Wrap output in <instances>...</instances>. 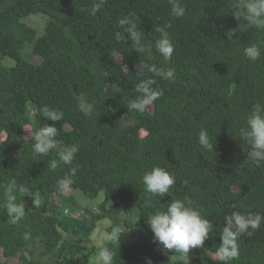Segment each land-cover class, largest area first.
<instances>
[{
    "label": "trees",
    "instance_id": "trees-1",
    "mask_svg": "<svg viewBox=\"0 0 264 264\" xmlns=\"http://www.w3.org/2000/svg\"><path fill=\"white\" fill-rule=\"evenodd\" d=\"M97 2L0 0L3 254L19 257V264H94L103 245L115 252L112 264H147L149 259L151 264H221L216 251L226 217L264 214V160L249 158V144L240 134L253 106L264 105V29L234 17L238 0H180L185 9L181 17L172 14L169 0H105L92 15ZM33 13L50 18L39 39L37 30L23 21ZM130 15L144 33V43L152 46L151 55L137 53L119 25ZM164 25H170L174 44L170 61L155 48L156 28ZM34 42L40 62L24 55ZM252 44L262 53L256 61L244 55ZM4 57L15 64L6 66ZM145 63L175 68L176 79L163 80L146 69L137 72ZM148 79L163 95L144 113L128 109L126 104L141 95L136 86ZM80 95L93 103L91 116L79 111ZM44 106L60 110L63 118L48 120L41 112ZM32 107L36 132L53 123L57 128L55 146L46 155L34 153V136L26 133ZM201 129L215 144L213 152L199 145ZM73 144L79 145L73 162L52 170L51 162ZM153 167L175 176L163 198L151 196L142 182ZM65 177L73 180L70 191L80 189L90 197L105 191L110 197L98 212L82 208L73 195L63 198L68 190L57 189ZM13 179L26 189L17 194V202L25 203V216L17 223L2 207L3 186ZM177 199L191 201L189 206L213 225L204 245L189 254L163 249L146 224L149 214ZM102 219L112 221L111 238L85 250L83 243L92 240ZM121 229L130 237L117 241ZM237 242L239 258L229 264H264V221Z\"/></svg>",
    "mask_w": 264,
    "mask_h": 264
},
{
    "label": "clouds",
    "instance_id": "clouds-1",
    "mask_svg": "<svg viewBox=\"0 0 264 264\" xmlns=\"http://www.w3.org/2000/svg\"><path fill=\"white\" fill-rule=\"evenodd\" d=\"M105 0H98L91 8V14L95 15L101 9ZM172 5L171 12L176 17L184 15L185 9L181 6L180 0H169ZM233 15L237 20L243 19L249 26L257 30L264 29V0H238L233 7ZM119 25L124 27L129 34L131 46L137 53L151 55L152 46L144 43V33L138 29L136 18L133 15L119 20ZM170 25L158 26L156 31L160 37L155 41L156 51L160 53L164 61H170L174 53V44L167 31ZM231 32V31H230ZM229 33V32H228ZM234 35V33H233ZM229 39L232 37L227 35ZM261 49L258 45L252 44L244 48V55L251 61L261 57ZM147 70L155 77L163 80L174 81L175 68L156 67L155 65L139 64L138 71ZM154 79H148L136 86V92L140 93L138 99L130 100L126 106L128 109L144 113L147 106L155 102L163 95L162 89L154 88ZM77 106L84 116H91L94 112L93 103L89 102L84 95L77 97ZM43 115L50 121L56 122L63 118V112L44 106L41 109ZM246 127L241 129V137L245 139L250 147L248 156L252 160H264V105L257 103L253 106L246 119ZM57 128L53 124L42 127L35 133L33 151L38 155H46L55 146ZM199 145L209 152H213L215 144L212 142L206 130L201 129L198 135ZM79 151V145L73 144L65 147L59 153V159L51 162V169H57L61 164H71ZM72 169V174H75ZM145 191L153 197L163 198L169 194L170 188L175 183V176L161 167H153L145 172L142 178ZM71 177H65L57 181V189L66 192L72 185ZM24 184L18 183L15 179L3 186L4 203L3 209L12 223L19 222L25 216V203L17 202V194L25 192ZM191 201L173 200L163 205L162 211L149 214L146 219L147 226L154 234V242L166 250H175L181 254H189L190 249L200 248L209 237L213 228L212 223L203 218L193 207ZM264 221V214L241 215L233 213L226 217V225L221 235V244L217 247L216 256L221 264H229L230 261L239 258L238 238L249 229H257ZM119 237V236H118ZM118 237H116L118 241ZM27 238V237H26ZM115 252L106 246L101 245L98 254L95 256L94 264H112ZM147 264H151L149 259Z\"/></svg>",
    "mask_w": 264,
    "mask_h": 264
},
{
    "label": "rangeland",
    "instance_id": "rangeland-1",
    "mask_svg": "<svg viewBox=\"0 0 264 264\" xmlns=\"http://www.w3.org/2000/svg\"><path fill=\"white\" fill-rule=\"evenodd\" d=\"M49 19H50L49 16H47L43 13H33V14H30L28 17L24 18L23 21L37 30L38 39H39L45 35L46 27H47V24L49 22ZM35 44H36V42L29 43L27 45L26 49L24 50V55H25L26 59H28V60H31L33 62H37V61L40 62L41 57H39L38 55H35L33 53V48H34ZM2 61L6 66H13L15 64V62L8 57H4V59H2ZM35 112H36V110L33 107L30 108L29 112H28V115L32 121V122L30 121L26 125V133H27L28 137L35 136V133H36V131L33 129V119H34ZM72 195L75 197L76 202L80 207H82V208L89 207L91 210H94L95 212H98L101 203H103L104 200H107L108 197H110L109 194H107L105 191H101L96 196L90 197V196L86 195L82 190L77 189V190H72V191L68 190L65 193L63 198L68 199ZM60 200H61L60 201L61 203L65 202V201H63L62 197L60 198ZM111 201L124 202V200H122V199L121 200L111 199ZM111 204H113V203H111ZM80 213H81L80 211H75L74 215L80 216ZM111 223H112V221L110 219H102L98 222V227L92 236V240L86 241L83 243L85 250L88 247L99 246V245L103 244L104 242L109 241V239L112 236V233L109 232V230H108V228L111 226ZM74 231H77L76 227L74 228ZM118 236H119L118 241H122L124 239L125 240L128 239L130 237V233L128 231H126L125 229H121L119 231ZM194 254H195L194 251H192L191 255L193 256ZM5 261H9L11 264H19L20 258L19 257L6 258L3 254L2 248L0 247V263L5 262Z\"/></svg>",
    "mask_w": 264,
    "mask_h": 264
}]
</instances>
